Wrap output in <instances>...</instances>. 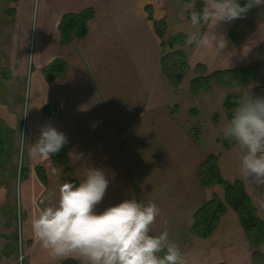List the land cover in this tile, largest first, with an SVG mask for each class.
Segmentation results:
<instances>
[{"label": "crops", "instance_id": "1", "mask_svg": "<svg viewBox=\"0 0 264 264\" xmlns=\"http://www.w3.org/2000/svg\"><path fill=\"white\" fill-rule=\"evenodd\" d=\"M152 2L43 0L39 7L16 189L28 264H60L67 258L93 264L117 259L123 264H254V250L235 213L228 211L210 236L190 232L192 213L212 193L201 184L199 169L216 153L184 115L190 109L179 113L176 91L161 67L158 10ZM33 6V0H11L6 10L16 20L22 8L31 12ZM259 7L246 11L236 0H214L195 44L185 45L190 70L197 64L230 69L255 53L264 65V50L258 51L264 49V0ZM89 8L94 16L85 22V36L61 44V18ZM235 26L240 36L232 38ZM56 60L64 65L63 75L48 81L43 69ZM43 127L47 133L39 137ZM49 133L66 149L74 185L60 170L41 164ZM10 136L13 141L14 133ZM10 147L3 166L7 175L0 178V194L6 197L12 142ZM219 153L221 175L241 179L264 217V117ZM233 215L240 227L226 221ZM260 250L264 253V244Z\"/></svg>", "mask_w": 264, "mask_h": 264}, {"label": "rangeland", "instance_id": "2", "mask_svg": "<svg viewBox=\"0 0 264 264\" xmlns=\"http://www.w3.org/2000/svg\"><path fill=\"white\" fill-rule=\"evenodd\" d=\"M10 2L11 0H0V112L3 114V119L7 121L6 123L13 128L14 133L12 141L14 156L11 164L13 176L10 174L11 178L8 177V196L0 194V264H28L25 260V244L21 236V213L16 203L17 170L25 145L26 131L23 132V127L26 129V117L32 100L31 81L35 71V69L33 71V66L35 67V56L39 43V7L43 0H33L32 13L28 12L30 8H26L27 11L22 8L20 16L16 20L13 19V11L6 10ZM250 2L255 10L260 9L259 0H250ZM152 3L158 10L156 18L159 27L163 30V50L167 51L169 39L179 34L187 35L186 45L195 43L199 30L204 28L203 22L208 17L214 0H153ZM26 4L27 2H21V5L25 6ZM235 31L234 37H239V26ZM182 47L185 50V46ZM175 48H179V45H175ZM263 50L261 48L258 51ZM260 55L255 53L243 62L255 61L260 64V78L258 77L255 83L229 89L215 85L211 89L193 96L188 92L189 89L187 92L184 90V88H189V80L194 77L193 70H189L178 85L179 92H177L178 86L174 87V92L176 91L174 100L180 103L179 113L183 115L186 109H190V112L184 115L191 126L200 131L203 143L207 147L214 145L213 151L215 150L216 154L223 149L222 142H218L217 138L220 141L228 138L235 140L244 134L246 128L251 127L260 119L258 114L243 112L237 114L234 119L235 124L231 126L227 115L228 111L224 105L226 96L229 94L239 105H242L240 103L243 102L253 101L256 93H260L264 97V65L259 60ZM238 110L239 106L231 109L235 113H238ZM42 129L38 131L39 137L42 133H47L45 127ZM36 148L38 150L37 146ZM43 153H45L44 146L41 151V157H43L41 164L53 168L51 161ZM2 171L3 168L0 167V175L3 174ZM6 175L3 174V178ZM234 215L232 220L226 221L228 223L231 221V224L234 225L237 223V227H240Z\"/></svg>", "mask_w": 264, "mask_h": 264}, {"label": "trees", "instance_id": "3", "mask_svg": "<svg viewBox=\"0 0 264 264\" xmlns=\"http://www.w3.org/2000/svg\"><path fill=\"white\" fill-rule=\"evenodd\" d=\"M14 2L16 0H13ZM221 1V0H217ZM237 4L246 11L252 9L250 0H236ZM94 16L93 9H85L79 13H71L64 15L58 23V31L60 35V43L67 44L73 38L80 39L85 36L87 26L85 22ZM151 16V15H150ZM163 22V21H162ZM157 34L162 40L163 30L159 27V22L155 23ZM235 26L231 31L230 36L234 38ZM187 43V35L179 34L173 36L167 42L168 50L162 49L161 67L167 80L177 87L186 76L191 68L188 63L187 55L182 46ZM194 43V42H193ZM179 48H175V45ZM195 44V43H194ZM161 46H164L163 40ZM64 65L61 61L56 60L47 65L44 69L46 80L51 81L55 77L63 75ZM260 64L252 61L242 63L230 69H214L207 70L203 65L197 64L192 70L194 77L189 80V93L193 96L199 95L201 92L214 87L215 85L229 89L236 86H245L250 83H255L259 75ZM234 97L229 94L224 101L225 108L228 111V117L231 126L235 124L237 114L245 112L246 114H258V117H264V97L260 93L254 95V100L240 103L234 102ZM238 113L231 111L233 107H238ZM230 110V111H229ZM0 112V167L3 168L7 156L5 155L7 148L8 158L10 157L13 148L10 147L12 142L11 133L13 128L10 127L3 119ZM195 130V128H193ZM246 128L244 134L249 132ZM198 133L197 130H195ZM6 137V139H5ZM222 142L224 149L230 148L235 140L224 139ZM45 152L51 161L54 168L60 170L64 180L74 185V179L70 172L68 156L63 143L57 139L52 133H49L45 141ZM12 149V151H11ZM220 153H211L206 161L199 169V179L201 184L212 190L211 197L196 209L191 215L190 232L193 236L207 237L210 236L218 226L221 218L231 211L237 215L241 229L243 231L247 244L254 250L253 263L264 264V253L261 252V247L264 244V217H261L257 208L251 201V198L241 179L236 178L232 181L226 180L220 172L219 166ZM3 174L6 175L3 169ZM3 174L0 178H3ZM215 186H220L221 194L214 191ZM60 264H93L89 261L80 259L67 258L61 261ZM111 264H123L121 259L113 261ZM171 264H177L173 261Z\"/></svg>", "mask_w": 264, "mask_h": 264}]
</instances>
